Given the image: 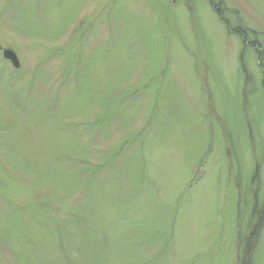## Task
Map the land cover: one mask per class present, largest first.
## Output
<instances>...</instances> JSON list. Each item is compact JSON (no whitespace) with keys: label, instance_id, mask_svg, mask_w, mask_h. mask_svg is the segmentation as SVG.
<instances>
[{"label":"rangeland","instance_id":"1","mask_svg":"<svg viewBox=\"0 0 264 264\" xmlns=\"http://www.w3.org/2000/svg\"><path fill=\"white\" fill-rule=\"evenodd\" d=\"M253 197L264 0H0V264H264Z\"/></svg>","mask_w":264,"mask_h":264},{"label":"trees","instance_id":"2","mask_svg":"<svg viewBox=\"0 0 264 264\" xmlns=\"http://www.w3.org/2000/svg\"><path fill=\"white\" fill-rule=\"evenodd\" d=\"M243 32H242L243 34L241 35L242 38H244L245 34L247 33L246 31H243ZM254 175H255V172L253 173V176ZM252 196H254V193H253ZM251 200L253 201V206H252L251 211L254 214L257 215L256 218H258V220H257L258 222L256 223V225H258L259 222L262 220V219L260 220V218H263V221H264V202H263V205L262 206H258L259 203L257 202V200H256L255 197H253V199H251ZM256 234L257 233H252V234H250L249 238H246V240H245L246 246L244 247V250H243L245 252V250L247 249L246 250V253H245L246 254L245 256L241 254V249L239 247V249H238V251L236 253L237 255H236L235 264H253L252 263V259H251V254H250V248H252L254 246V244H255Z\"/></svg>","mask_w":264,"mask_h":264},{"label":"water","instance_id":"3","mask_svg":"<svg viewBox=\"0 0 264 264\" xmlns=\"http://www.w3.org/2000/svg\"><path fill=\"white\" fill-rule=\"evenodd\" d=\"M3 57L4 59L8 60L14 68H19L20 64L17 60V56L14 51L10 50H3Z\"/></svg>","mask_w":264,"mask_h":264}]
</instances>
